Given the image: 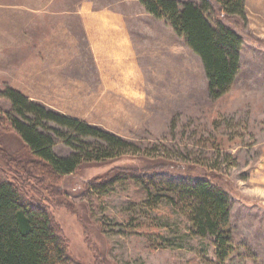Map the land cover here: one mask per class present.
<instances>
[{
    "label": "rangeland",
    "instance_id": "rangeland-1",
    "mask_svg": "<svg viewBox=\"0 0 264 264\" xmlns=\"http://www.w3.org/2000/svg\"><path fill=\"white\" fill-rule=\"evenodd\" d=\"M123 2L109 20L132 34L106 33L93 49L61 33L37 46L45 34L22 32L28 17L0 0V171L48 208L76 264H216L213 238L191 233L162 184L211 178L232 206L233 251L223 264H264V0L249 1L246 25L219 17L244 39L240 72L219 98L173 28L137 0ZM79 9L70 6L68 16L78 20ZM7 85L138 150L54 175L5 122ZM54 150L72 153L61 139ZM99 182L107 184L101 191Z\"/></svg>",
    "mask_w": 264,
    "mask_h": 264
},
{
    "label": "trees",
    "instance_id": "trees-1",
    "mask_svg": "<svg viewBox=\"0 0 264 264\" xmlns=\"http://www.w3.org/2000/svg\"><path fill=\"white\" fill-rule=\"evenodd\" d=\"M138 1L147 13L169 24L200 58L213 98L231 90L241 69L244 39L219 17L238 19L246 25V0H200V4L179 0ZM1 96L10 103L5 122L29 153L45 163L54 175L71 174L84 161L122 155L128 147L138 150L131 142L49 109L10 85L3 86ZM59 139L72 148L69 156L56 154L54 147ZM99 183H93V187L101 191L107 184ZM162 184L169 191L167 199L191 223V233L213 238L216 264H223L233 251L228 192L207 177ZM68 245L48 208L30 199L16 181L0 171V264H76Z\"/></svg>",
    "mask_w": 264,
    "mask_h": 264
},
{
    "label": "crops",
    "instance_id": "crops-1",
    "mask_svg": "<svg viewBox=\"0 0 264 264\" xmlns=\"http://www.w3.org/2000/svg\"><path fill=\"white\" fill-rule=\"evenodd\" d=\"M249 1L246 0L247 17L250 14L248 13ZM123 3H125L123 0H14V7L18 13L28 17L22 27V32L45 34L44 39L39 41L41 43L36 44L37 46L50 47L51 34L61 33L67 42L74 40L77 43L79 40L86 39L88 46L95 49L101 37L106 33L114 34L112 36L114 39L118 33L124 34L126 35L124 40H128L127 34H132L131 26L115 22L112 24L109 20L110 17L117 18L118 11H122ZM139 4L141 3L139 2ZM70 6L75 9L80 7L77 14L74 15L78 16V20L77 17L68 16ZM55 18L56 23H54ZM67 34H70L71 37ZM13 87L28 97L33 96L18 86L13 85Z\"/></svg>",
    "mask_w": 264,
    "mask_h": 264
}]
</instances>
